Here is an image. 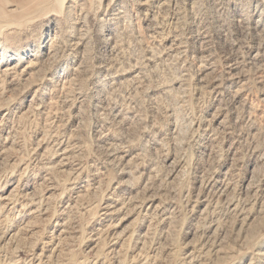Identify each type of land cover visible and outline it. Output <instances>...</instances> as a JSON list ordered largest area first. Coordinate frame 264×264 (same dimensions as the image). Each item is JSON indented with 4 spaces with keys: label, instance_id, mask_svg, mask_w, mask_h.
Listing matches in <instances>:
<instances>
[{
    "label": "rangeland",
    "instance_id": "obj_1",
    "mask_svg": "<svg viewBox=\"0 0 264 264\" xmlns=\"http://www.w3.org/2000/svg\"><path fill=\"white\" fill-rule=\"evenodd\" d=\"M0 264H264V0H0Z\"/></svg>",
    "mask_w": 264,
    "mask_h": 264
},
{
    "label": "bare ground",
    "instance_id": "obj_2",
    "mask_svg": "<svg viewBox=\"0 0 264 264\" xmlns=\"http://www.w3.org/2000/svg\"><path fill=\"white\" fill-rule=\"evenodd\" d=\"M63 2V1H62ZM2 11V10H1Z\"/></svg>",
    "mask_w": 264,
    "mask_h": 264
}]
</instances>
